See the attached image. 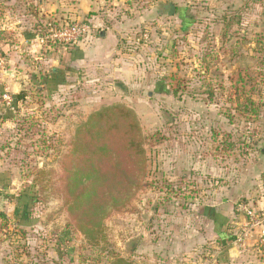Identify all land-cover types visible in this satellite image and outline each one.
I'll return each mask as SVG.
<instances>
[{"label": "rangeland", "instance_id": "374dc122", "mask_svg": "<svg viewBox=\"0 0 264 264\" xmlns=\"http://www.w3.org/2000/svg\"><path fill=\"white\" fill-rule=\"evenodd\" d=\"M44 1L57 24L87 23L89 38L108 32L116 48L106 64H75L53 93L43 75L0 66V264H109L113 255L131 264H264L256 246L244 248L248 260L235 253L227 260L213 232L227 233L239 206L244 214L264 205V0ZM38 4L7 0L0 19L18 26L30 16L34 30ZM229 18L238 23L228 26ZM239 69L260 90L256 119L237 113L243 102L229 79ZM5 94L10 105L1 102ZM117 105L138 118L149 187L104 221L112 245L103 251L66 229L61 199L37 202L29 190L38 170L58 172L91 113Z\"/></svg>", "mask_w": 264, "mask_h": 264}, {"label": "trees", "instance_id": "16d2710c", "mask_svg": "<svg viewBox=\"0 0 264 264\" xmlns=\"http://www.w3.org/2000/svg\"><path fill=\"white\" fill-rule=\"evenodd\" d=\"M227 20L228 26L238 23L234 18ZM259 63L264 66V60ZM254 80L239 69L229 82L233 84L236 103L243 102L237 113L256 119L262 109L254 100L260 94ZM261 82L264 85V79ZM246 85L249 91L244 90ZM20 98L17 95L14 100ZM144 145L145 138L133 110L122 105L101 108L76 128L68 149L57 161L58 172L38 170L29 192L37 202L61 199L66 229L79 233L90 248L108 251L112 241L104 221L125 210L149 187ZM15 219L20 226L27 225L23 215L15 214ZM89 259L94 261L91 255ZM109 264L131 263L113 255Z\"/></svg>", "mask_w": 264, "mask_h": 264}, {"label": "crops", "instance_id": "0c3cea01", "mask_svg": "<svg viewBox=\"0 0 264 264\" xmlns=\"http://www.w3.org/2000/svg\"><path fill=\"white\" fill-rule=\"evenodd\" d=\"M6 1L0 0V5ZM38 5L36 11L39 22L34 30L30 28V16H24L25 18L21 25L19 24L21 21L17 22L19 24L18 26L14 24L10 25L6 18L5 21L0 19V52L3 55L2 57L0 54L1 59L3 58V64L0 66L5 64L17 65L18 68L22 69L20 73L22 77L30 76L31 74L43 75L41 77L44 78V81H42L41 85L53 93L55 90L66 86V79H68L67 77L72 72V67L75 64L78 63V67L88 66L92 60L106 64L111 58L116 47L115 42L112 41V35L108 32H105V35L101 34L99 36L101 39L99 40H92V37L89 38L88 36L85 40L77 44V47H79L78 50H74L70 46L63 47L59 44H39L36 37L42 32L43 24L50 19L55 21L56 14L50 2L39 0ZM1 10H4L2 6L0 7ZM24 21L28 22L29 25L27 26ZM34 21L37 22L36 20ZM10 36H15L18 43H8V37ZM103 59L105 60L103 61ZM28 63H32L33 66L25 68V65ZM48 68L49 71L47 70ZM6 73H15V71L10 70ZM4 180L5 176L0 172V182ZM237 197L234 192L231 193V198H233L231 201ZM238 208L239 217L236 220L231 221L228 220L229 216L227 217V233L223 230L218 232L216 229H213V232L217 237V241L227 248V252L225 253L227 260L232 259L233 253H235L240 257L239 261L242 262L249 258L244 248L256 246V250L258 249L259 251L262 249V253H264V247L257 248L256 240L258 230L247 229L246 218L241 212L240 206ZM211 221L212 223L213 221L215 222L213 219ZM213 226H215L214 223Z\"/></svg>", "mask_w": 264, "mask_h": 264}, {"label": "built area", "instance_id": "2783aa9c", "mask_svg": "<svg viewBox=\"0 0 264 264\" xmlns=\"http://www.w3.org/2000/svg\"><path fill=\"white\" fill-rule=\"evenodd\" d=\"M89 25L84 22H64L57 24L53 20H48L43 24V30L37 35L39 44H59L62 46H71L85 40L89 35ZM0 57V65H2ZM10 105L12 98L8 95L2 96V101ZM247 219V229H257V248L264 247V207L259 210L243 208ZM245 234V233H244Z\"/></svg>", "mask_w": 264, "mask_h": 264}, {"label": "water", "instance_id": "95a60500", "mask_svg": "<svg viewBox=\"0 0 264 264\" xmlns=\"http://www.w3.org/2000/svg\"><path fill=\"white\" fill-rule=\"evenodd\" d=\"M166 7L169 8V13H168V15H169V16H172L173 13L175 12V7H174L172 4H168Z\"/></svg>", "mask_w": 264, "mask_h": 264}]
</instances>
